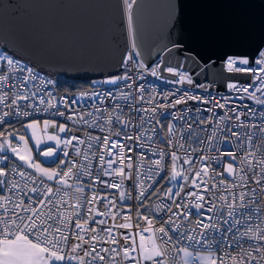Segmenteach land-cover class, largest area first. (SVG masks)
<instances>
[{"label":"snow or ice","instance_id":"obj_1","mask_svg":"<svg viewBox=\"0 0 264 264\" xmlns=\"http://www.w3.org/2000/svg\"><path fill=\"white\" fill-rule=\"evenodd\" d=\"M134 6L139 0H121L131 37L122 70L103 79L113 88L88 97L97 107L87 114L69 108L65 116L47 92L52 81L37 88L42 77L0 50V103L9 109L0 126L13 116L30 118L26 109L37 111L38 100L83 133L69 135L68 125L45 119V130L57 129L48 135L53 143L34 146L50 166L12 145L17 139L27 145L34 132L28 138L10 132L0 143V153L7 148L16 162L9 169L8 155H0V264H264V143H257L264 140V43L251 56L202 57L180 38L181 0H174L170 42L161 51L175 52L176 63L148 64L137 43ZM146 72H167L173 78L167 82L179 87L160 99L146 96L137 83ZM18 80L30 85L27 91H15ZM189 101L194 109L177 107ZM192 112L208 115H185ZM38 122L27 119L25 130ZM221 140L234 147H217ZM193 210L196 227L188 228ZM194 245L209 254L194 255Z\"/></svg>","mask_w":264,"mask_h":264},{"label":"water","instance_id":"obj_2","mask_svg":"<svg viewBox=\"0 0 264 264\" xmlns=\"http://www.w3.org/2000/svg\"><path fill=\"white\" fill-rule=\"evenodd\" d=\"M173 2L134 6L145 63H176L175 52L161 51ZM180 26L184 45L202 57L251 56L264 43V0H181ZM130 42L121 0H0V45L44 73L80 81L117 74Z\"/></svg>","mask_w":264,"mask_h":264},{"label":"built area","instance_id":"obj_3","mask_svg":"<svg viewBox=\"0 0 264 264\" xmlns=\"http://www.w3.org/2000/svg\"><path fill=\"white\" fill-rule=\"evenodd\" d=\"M130 50V47L129 49ZM18 60V59H17ZM154 62L157 63H161V59H158ZM3 63V62H0ZM24 65L28 66L27 64L23 63ZM5 67L6 64H5ZM30 67V66H28ZM32 68V67H31ZM33 71L36 73L37 76L42 77V79L35 81L37 88L39 86H41L45 80H51L50 77H48L47 75L41 73L40 71L32 68ZM122 70V69H121ZM120 70V72H121ZM8 72L12 75H21V73L14 71L12 68H8ZM119 72V73H120ZM27 73H24V75H26ZM160 73L157 76H152L150 73H144L143 74V79L142 80H138L137 83L143 85L145 91V95L148 96L149 94H155L157 96L158 99H160L163 95L168 94L170 92H173L176 90L177 85L173 84V83H168V80H171L169 78H165V77H161L159 76ZM52 81V80H51ZM13 83L12 79H8L7 81H5V89H7L9 86H11ZM246 83V82H244ZM53 81L52 84L48 85L47 87V92L50 93V96L52 98V103L53 104H57L59 107L60 111L65 112V116L68 115V109L69 108H75L77 112H82L84 114H87V112H91L94 111L95 107H97V104L94 100L88 99L89 96H91V94L93 92H100L102 93L105 89L108 88H113V85H109V86H95V87H90V88H75L73 90L70 91H66V90H62V91H56L54 86H53ZM30 87V85H25L23 80H18L15 83V91L16 92H21V91H27L28 88ZM185 87H188L185 85ZM37 88H32L31 91L33 92H37ZM114 91H116L114 89ZM120 91H128V89H125L123 87H121ZM42 93L37 92V95H41ZM13 95V93L11 91L8 92V97L9 100L8 102H10V98ZM117 95H119V92H117ZM259 95V94H258ZM49 97L45 96V99L47 100ZM73 100L77 101V104H73ZM162 103H165V101H163L161 99ZM25 102L21 101V108H23ZM108 102H105L104 106H107ZM123 103V102H121ZM244 103H248L250 105H253L254 102L251 101H245ZM35 107L36 109H38L37 111H33V109L28 108L26 109L29 112H32V116L30 118H23V117H15L13 116L11 118L12 122L4 125V126H0V131H3L5 133L4 137H0V143L2 141L3 138L8 137V133L13 132L12 130L16 127V125L20 124V123H24L27 122V119H37V120H53L55 119L57 123H65L66 125H68V127L72 128V122H69L67 120H65L63 117H59V116H55L54 112L55 109L54 108H49L47 103L45 104H40L38 100H35ZM178 108H195V105L192 104L191 101L188 102L187 105H180L177 106ZM202 108H207L209 106H205V105H201ZM255 107L259 108L258 105H255ZM46 109V110H45ZM9 109L4 107L3 103H0V114H2L3 111H8ZM168 111H175L174 109H168ZM185 115H200V116H205L208 115V113L206 112H201L199 114L192 112V113H185ZM158 119H161L162 122L164 124H167L169 122H171V118L170 117H158ZM77 126L76 128H72V131L69 133V135H83V133L81 131L78 130ZM93 135H96V132L92 133ZM130 135L132 133H129ZM167 135V133L165 132V136ZM201 136L204 135V133H200ZM129 143L131 144V142L129 141ZM257 143H264V140H260L257 141ZM13 147L18 146L17 143L12 144ZM158 147H163V145H158ZM209 145L205 144L204 148H208ZM217 147H222L223 149H227L230 147H234V145L228 144V143H224L222 140L220 141V143L217 145ZM149 151H151V149H149ZM7 154L9 157V160L7 161V165L8 168L11 169L15 166V161L12 158L13 154L11 153L10 150L0 154V155H4ZM199 154V153H197ZM211 155H216L217 153L213 150L210 152ZM217 171H222L221 169H217ZM134 203V202H133ZM262 206H264V201H261ZM155 206V202H153V207ZM68 211H70V209H64L65 214L67 215ZM151 211V209H150ZM210 215V214H209ZM191 224H189L187 227L188 228H195L196 227V221H197V216L195 215V210H193V216L191 217ZM208 222V221H205ZM154 223L159 224L160 221L156 220L154 221ZM193 235H197L196 233H192ZM214 235V233L212 231L208 232V236L212 237ZM217 239L219 238V233H215ZM185 245H187V241H184ZM247 246V245H245ZM190 251H201V252H208V249L200 247L199 245H194L192 248L189 249ZM214 255H219V252H215Z\"/></svg>","mask_w":264,"mask_h":264},{"label":"rangeland","instance_id":"obj_4","mask_svg":"<svg viewBox=\"0 0 264 264\" xmlns=\"http://www.w3.org/2000/svg\"><path fill=\"white\" fill-rule=\"evenodd\" d=\"M0 50H3L1 48V46H0ZM4 54L8 55V53L5 52V51H4ZM103 79L104 78L91 80L90 84L97 85V86H109L110 84H103L102 83ZM35 120H37V119H35ZM38 121L39 122L37 123L35 129H28L26 131L25 127H24V124L26 122H24V123L21 124V126L19 128H15V129L12 130L17 136L23 135L26 138L30 137L32 135V133L34 132V134H35L34 135V139H28L27 140V145H25V143L23 141H19L18 139L14 140L12 142V144H14V143L18 144L19 151L21 152V154H24L25 151L28 150L34 156L35 159L42 161L43 164L46 163V164H44V166H50L53 163L52 160L51 159H45L43 157L37 156L36 155V147L34 145H35V141L36 140H39L41 142V144H40L41 148L53 143V142L48 141V135L51 134V133L56 132L57 129H54V128L50 127L47 130H45L44 123H43L44 120H38ZM192 252H193L194 255H196L197 253H199L200 255H208L209 254L208 252H201V251H199V252L192 251Z\"/></svg>","mask_w":264,"mask_h":264},{"label":"trees","instance_id":"obj_5","mask_svg":"<svg viewBox=\"0 0 264 264\" xmlns=\"http://www.w3.org/2000/svg\"><path fill=\"white\" fill-rule=\"evenodd\" d=\"M1 46V45H0ZM1 48L8 53V55L13 56L15 59H18L20 61H22L18 56H16L15 54L10 53L8 50H5L2 46ZM23 63L27 64L28 66L38 70L37 68L33 67L32 65H30L28 62L22 61ZM40 71V70H38ZM41 73L47 75L48 77L51 78V80L53 81V86L55 88L56 91H62V90H66V91H70L73 90L75 88H90V87H95L97 85H92L90 84L91 80L88 81H80L77 79H71V78H65V77H60L58 75H51L48 73H44L42 71H40ZM22 123L16 125L15 128H19L21 126ZM14 128V129H15ZM46 164V163H44Z\"/></svg>","mask_w":264,"mask_h":264},{"label":"crops","instance_id":"obj_6","mask_svg":"<svg viewBox=\"0 0 264 264\" xmlns=\"http://www.w3.org/2000/svg\"><path fill=\"white\" fill-rule=\"evenodd\" d=\"M8 138H9V137H5V138H3V139H2V141H1V143H5V142H6V140H7ZM13 141H14V140H13ZM6 151H8V149H7V148L5 149V152H6ZM0 154H2V153H0Z\"/></svg>","mask_w":264,"mask_h":264}]
</instances>
